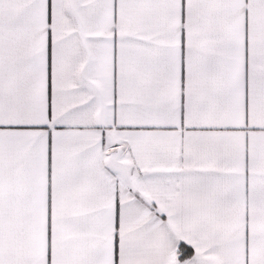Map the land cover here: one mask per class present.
<instances>
[{"label":"snow or ice","instance_id":"6c2138e0","mask_svg":"<svg viewBox=\"0 0 264 264\" xmlns=\"http://www.w3.org/2000/svg\"><path fill=\"white\" fill-rule=\"evenodd\" d=\"M0 264H264V0H0Z\"/></svg>","mask_w":264,"mask_h":264}]
</instances>
